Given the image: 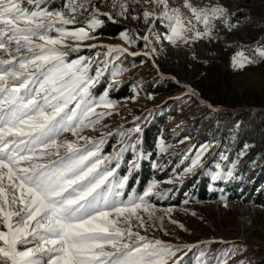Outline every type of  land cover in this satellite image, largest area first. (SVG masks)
Wrapping results in <instances>:
<instances>
[{"label": "rangeland", "instance_id": "obj_1", "mask_svg": "<svg viewBox=\"0 0 264 264\" xmlns=\"http://www.w3.org/2000/svg\"><path fill=\"white\" fill-rule=\"evenodd\" d=\"M191 2L197 7H221L223 15L213 21L209 36L172 44L166 38L170 35L168 21L159 18L162 7L147 0H46L42 7L62 11L66 16L73 15L69 11L72 5H83L87 9H78L74 14L75 23L64 27L69 31L84 27L93 38L67 40L66 43L79 47L78 51L68 49L67 59L87 58L91 62L89 74L93 76L97 69L101 70L103 74L91 89L92 98L98 101L107 93V100L112 103L111 108L96 109L98 113H106L98 123L83 128L78 136L64 132L60 139L77 142L81 151L96 150L98 145L101 157L119 154L118 159L108 165L115 168L114 177L110 179L119 182L128 177L125 187L119 190L118 200L143 195L154 185L146 197L152 215L141 210L139 214L146 227H135L133 220L134 231L173 246L175 256L169 264L172 261L217 264L218 260H226L227 264H264V205L255 202L258 196H262L264 202V184L239 200H228L217 186L209 188L212 194L216 192L217 198L207 201L183 189L200 176L213 157V146L199 150L197 147L214 127H221L223 135L238 114H242L244 127L252 125L251 112L258 111L261 118L264 117V59L255 57V63L244 67L233 63V57L241 49L253 56V41L264 37V0ZM167 3L170 8L178 7L183 0H167ZM94 5L101 23L89 29ZM146 10L155 11L157 15L146 20L143 16ZM103 13H108L112 19ZM109 24L120 27L121 32L114 37L100 34ZM198 28L202 30L203 25ZM122 33L128 40L121 38ZM50 34L57 35L55 29ZM144 36H148V40H144ZM110 47L126 51L110 53ZM146 86L172 91L147 95ZM125 87L131 96L113 97ZM98 88L101 92L96 94ZM159 119L164 120L163 140L155 144L150 169L159 172L158 175L167 173V177L140 183L136 175L144 157L143 135ZM79 136L90 138L91 143ZM261 138L264 140V135ZM60 152L63 154L64 149ZM193 160L197 161L195 166ZM221 167L217 166L213 175L219 177L217 181L232 180L229 174L222 173ZM239 168L231 170L236 172ZM252 176L247 174L238 181L247 183Z\"/></svg>", "mask_w": 264, "mask_h": 264}, {"label": "snow or ice", "instance_id": "obj_2", "mask_svg": "<svg viewBox=\"0 0 264 264\" xmlns=\"http://www.w3.org/2000/svg\"><path fill=\"white\" fill-rule=\"evenodd\" d=\"M147 2L162 7L159 18L168 21L166 38L172 44L209 36L213 21L224 12L218 6L197 7L191 0L172 8L167 0ZM45 3L0 0V264H169L173 246L134 231L133 220L135 227H146L141 210L152 215L146 197L154 185L143 195L118 200L128 177L110 179L115 168L108 165L119 154L101 157L98 145L81 151L77 142L60 139L64 132L78 136L98 123L106 113L96 109L112 103L107 93L98 101L92 98L101 70L93 76L87 58L67 59L68 49L79 50L67 40L93 38L84 27H64L75 23L78 9H87L72 5L73 15L66 16L42 7ZM95 13L94 5L89 29L101 23ZM156 15L143 12L146 20ZM53 29L57 35L50 34ZM121 38L128 40L125 33ZM119 51L126 49L109 48L110 53ZM256 56L264 59V47L252 57L238 52L233 63L244 67L255 63Z\"/></svg>", "mask_w": 264, "mask_h": 264}, {"label": "trees", "instance_id": "obj_3", "mask_svg": "<svg viewBox=\"0 0 264 264\" xmlns=\"http://www.w3.org/2000/svg\"><path fill=\"white\" fill-rule=\"evenodd\" d=\"M121 32L120 27L109 24L104 29L100 30L99 33L104 36L114 37ZM264 47V37H260L257 41H253L252 54H254L255 49ZM239 52H243L245 56L252 57L248 54L247 51L241 49ZM259 57V56H256ZM172 90L160 89L155 87L154 89L151 86H146L144 92L148 94H160V93H169ZM101 89H97L96 94L100 93ZM131 96V93L122 88L118 93L113 97L119 99H126V97ZM261 113L258 111L251 112L250 116L252 121L251 126H243L242 114L235 116L234 120L230 122L227 127V130L221 135V127H214L209 137L205 138L198 144L199 148H204L208 146H213L214 154L208 164L204 166L203 171L200 176L192 183H187L183 188L184 191L190 190L194 195L199 196L201 201L215 200L218 195L211 193L209 188L217 186L218 189L227 195L228 200H239L243 196L247 195L248 192L254 190L264 184V146L262 143L264 140H261V136L264 135V117L261 118ZM164 120L159 119L155 121L148 130L145 131L143 135L144 144L142 146V163L140 166L139 174L136 175V179L140 183H143L145 180L151 178L165 179L167 173H162L152 171L151 164L154 159V149L155 144L158 141L163 140V135L161 133V127L163 126ZM219 126V125H218ZM242 129V132H240ZM262 141V142H261ZM249 156L246 158V156ZM246 158V160H244ZM243 161L242 164H240ZM222 166L221 170L224 175H228L231 172L232 180L217 179L213 180L214 172L217 171V166ZM239 166L238 171L235 172L231 170ZM247 174H252L253 176L249 179V182H239V178H243ZM253 180V181H252ZM262 196H258L255 202H259L261 205H264Z\"/></svg>", "mask_w": 264, "mask_h": 264}]
</instances>
